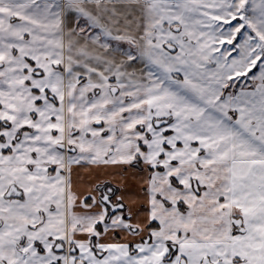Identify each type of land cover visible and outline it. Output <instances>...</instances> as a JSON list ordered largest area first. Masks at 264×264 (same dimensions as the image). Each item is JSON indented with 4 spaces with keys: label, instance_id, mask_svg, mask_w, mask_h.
<instances>
[{
    "label": "snow or ice",
    "instance_id": "6c2138e0",
    "mask_svg": "<svg viewBox=\"0 0 264 264\" xmlns=\"http://www.w3.org/2000/svg\"><path fill=\"white\" fill-rule=\"evenodd\" d=\"M0 264H264V0H0Z\"/></svg>",
    "mask_w": 264,
    "mask_h": 264
}]
</instances>
